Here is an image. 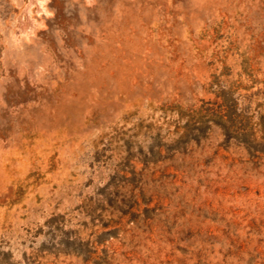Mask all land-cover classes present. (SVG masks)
Returning <instances> with one entry per match:
<instances>
[{"label": "rangeland", "instance_id": "1", "mask_svg": "<svg viewBox=\"0 0 264 264\" xmlns=\"http://www.w3.org/2000/svg\"><path fill=\"white\" fill-rule=\"evenodd\" d=\"M0 264H264V0H0Z\"/></svg>", "mask_w": 264, "mask_h": 264}, {"label": "bare ground", "instance_id": "2", "mask_svg": "<svg viewBox=\"0 0 264 264\" xmlns=\"http://www.w3.org/2000/svg\"><path fill=\"white\" fill-rule=\"evenodd\" d=\"M89 1H91V0H89ZM39 4H42V2H40ZM40 9H41L42 11L44 10V8H40ZM40 9H39V10H40ZM27 12H28V16L31 17V14H32L31 6H28V8H27ZM34 25H35V23H34V21H32V22H31V26H30V28H28V26H27L28 29H26V30H31V29H33Z\"/></svg>", "mask_w": 264, "mask_h": 264}]
</instances>
